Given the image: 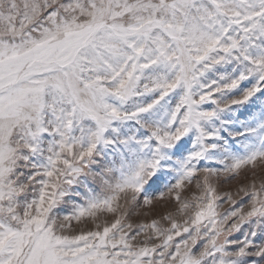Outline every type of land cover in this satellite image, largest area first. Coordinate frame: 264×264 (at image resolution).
Returning <instances> with one entry per match:
<instances>
[{"label": "snow or ice", "instance_id": "1", "mask_svg": "<svg viewBox=\"0 0 264 264\" xmlns=\"http://www.w3.org/2000/svg\"><path fill=\"white\" fill-rule=\"evenodd\" d=\"M0 264H264V0H0Z\"/></svg>", "mask_w": 264, "mask_h": 264}]
</instances>
